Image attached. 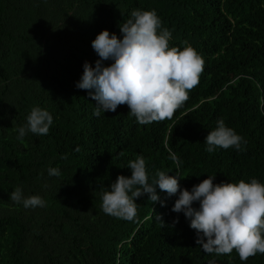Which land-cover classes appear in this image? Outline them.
Listing matches in <instances>:
<instances>
[{
	"label": "trees",
	"instance_id": "trees-1",
	"mask_svg": "<svg viewBox=\"0 0 264 264\" xmlns=\"http://www.w3.org/2000/svg\"><path fill=\"white\" fill-rule=\"evenodd\" d=\"M134 9H154L169 46L187 42L205 62L173 118L148 125L127 105L94 116L96 102L75 86L84 62L99 59L91 41L102 30L122 38ZM37 106L53 117L48 134L18 139ZM220 118L246 150H205ZM137 155L150 181L164 171L189 190L212 175L214 184L264 183V0H0V264H264V254L242 262L235 250L205 253L189 220L171 211L177 197L158 187V201L136 199L134 221L105 214L103 192L130 177ZM16 187L46 206L14 203Z\"/></svg>",
	"mask_w": 264,
	"mask_h": 264
},
{
	"label": "clouds",
	"instance_id": "clouds-1",
	"mask_svg": "<svg viewBox=\"0 0 264 264\" xmlns=\"http://www.w3.org/2000/svg\"><path fill=\"white\" fill-rule=\"evenodd\" d=\"M122 38L102 30L91 41L99 59L95 65L87 61L76 87L87 91L95 101L93 115L115 112L127 105L130 114L141 125L172 119L175 112L189 99L190 91L199 84L204 70V59L191 45L181 49L169 46L172 33L162 27V21L153 10L134 9L130 18L119 25ZM104 61H112L105 66ZM27 123L18 129V139L27 132L47 135L53 123L48 110L33 107ZM206 151L216 148H234L244 151L247 141L228 127L223 118L205 137ZM79 149H77L78 151ZM174 162L176 156L171 157ZM131 175H118L102 194V211L115 218L134 221L138 216L136 199L147 194L151 202L158 201V187L169 197L176 196L171 211L183 213L189 227L195 230L197 245L208 254L237 252L247 261L264 254V183L253 178L250 182L213 183L215 175L207 176L191 189L181 188V177L157 171L149 180L146 160L137 155L128 162ZM50 176H59L58 168H49ZM10 199L25 208L46 206L38 195L25 197L21 187L10 193ZM165 206V201H160ZM198 203V207H194ZM155 220L165 227L160 214ZM178 222L173 221V225ZM212 264V262H210Z\"/></svg>",
	"mask_w": 264,
	"mask_h": 264
}]
</instances>
